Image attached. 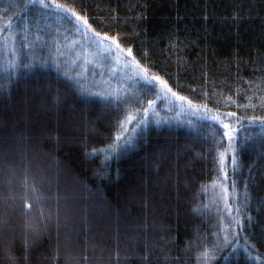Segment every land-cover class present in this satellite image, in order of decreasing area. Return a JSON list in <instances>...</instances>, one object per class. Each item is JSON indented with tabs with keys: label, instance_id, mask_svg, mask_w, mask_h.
I'll return each mask as SVG.
<instances>
[{
	"label": "trees",
	"instance_id": "obj_1",
	"mask_svg": "<svg viewBox=\"0 0 264 264\" xmlns=\"http://www.w3.org/2000/svg\"><path fill=\"white\" fill-rule=\"evenodd\" d=\"M17 1L0 0V264H264V0H55L156 86L129 89ZM157 87L220 123L152 104Z\"/></svg>",
	"mask_w": 264,
	"mask_h": 264
},
{
	"label": "rangeland",
	"instance_id": "obj_2",
	"mask_svg": "<svg viewBox=\"0 0 264 264\" xmlns=\"http://www.w3.org/2000/svg\"><path fill=\"white\" fill-rule=\"evenodd\" d=\"M22 5L23 7L26 6L35 9L41 12V15L43 14L42 16L47 17L50 20V24H54L53 26H55V31H57L55 34L61 31L64 40L58 43V45L60 48H65L79 57L76 60L82 62V71L87 72L90 69L95 71L101 75V80L111 87L113 84V87L116 88L129 89L141 83L156 87L114 44L93 36L76 19L71 18L56 8H40L38 5L33 6L30 0H23ZM53 18H58L62 22L56 20L58 23L55 21L52 23L51 19ZM60 23L63 24L61 25ZM53 38L56 39V37ZM57 38L60 39L59 37ZM156 89L160 93L157 94L156 100L152 104L155 105L160 102L164 108L176 110L179 114L192 117L199 116L200 119L220 123L219 120L200 115L196 110L184 105L163 87H157ZM102 93L108 94L107 92ZM7 264L14 263L7 261Z\"/></svg>",
	"mask_w": 264,
	"mask_h": 264
},
{
	"label": "snow or ice",
	"instance_id": "obj_3",
	"mask_svg": "<svg viewBox=\"0 0 264 264\" xmlns=\"http://www.w3.org/2000/svg\"><path fill=\"white\" fill-rule=\"evenodd\" d=\"M30 3L33 5V6H36L38 5L40 8H49V3L45 2V0H30ZM51 3L53 4V6L56 8V9H61L62 8V5H60L59 3H55V0H51ZM72 15L75 16L76 20H81L82 18L80 16H78L75 12H72ZM85 25H87V21H83ZM6 27H10V26H6ZM104 39H108V37H104ZM115 43V41H113ZM117 48H119V44L116 45ZM129 51V54H131V50H128ZM165 87H167L165 85ZM168 91H171V89H168ZM173 95H175V93H173ZM178 99H183V97H178ZM229 115H234L232 113H229ZM223 127L225 129H228L229 128V125L228 124H224ZM261 128L262 130H264V123L261 124ZM225 135L228 136L229 140L233 139V137L230 135L229 132H225ZM117 139H120V137L118 136ZM233 163H235V161H233ZM207 252H205L203 254V256L205 258H207Z\"/></svg>",
	"mask_w": 264,
	"mask_h": 264
}]
</instances>
